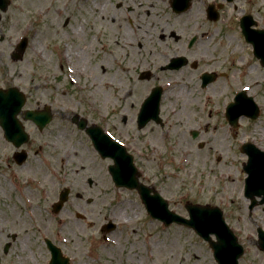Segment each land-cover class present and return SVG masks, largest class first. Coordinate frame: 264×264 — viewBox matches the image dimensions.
<instances>
[{
    "label": "rangeland",
    "instance_id": "374dc122",
    "mask_svg": "<svg viewBox=\"0 0 264 264\" xmlns=\"http://www.w3.org/2000/svg\"><path fill=\"white\" fill-rule=\"evenodd\" d=\"M209 4L222 6L217 22L205 17ZM243 13L264 25V0H191L181 15L169 0H11L0 20V87H17L29 99L28 108L49 105L55 116L50 125L57 128L45 144L54 164H45L39 176L16 168L5 173L0 163V264H47L45 239L70 264H217L208 243L193 230L151 219L135 190L116 188L106 171L108 161H94L92 169L90 143L63 120L67 114L103 125L123 143L134 156L140 181L157 190L171 211L188 217L187 202L220 208L244 248L239 264H264L256 233L264 230V204L248 210L242 169L247 157L240 152L244 142L264 151V69L240 34ZM194 35L198 40L187 57L198 68L187 66L185 74L162 70L179 53L177 36ZM22 36L29 40L27 50L13 62L10 52ZM122 40L135 42L116 50L114 42ZM233 56L237 63L225 67V58ZM145 70L152 78L139 80ZM204 71L226 75L201 89ZM158 85L165 125L151 122L138 129L140 104ZM243 89L260 115L255 121L241 118L233 129L224 109ZM27 129L31 142L38 143L36 129ZM193 130L199 132L196 139ZM55 139L57 148L51 143ZM81 152L93 185L85 176L77 178L69 200L54 214L52 204L74 179L69 167L82 166ZM108 222L115 229L106 233L101 228ZM7 242L11 245L4 253Z\"/></svg>",
    "mask_w": 264,
    "mask_h": 264
},
{
    "label": "water",
    "instance_id": "95a60500",
    "mask_svg": "<svg viewBox=\"0 0 264 264\" xmlns=\"http://www.w3.org/2000/svg\"><path fill=\"white\" fill-rule=\"evenodd\" d=\"M7 4L8 2L0 0L1 10L5 11ZM172 5L174 11L179 13L187 10L189 0H174ZM208 17L210 20H217L218 18V15L212 7L208 9ZM252 24L253 22L249 16L244 17L241 21L242 32L246 41L253 45L255 56L260 59L261 64L264 66V32L251 29ZM26 45L27 41L23 39L12 56L14 61L22 58ZM209 82H211L210 77L204 75L203 86H206ZM17 93L19 91L16 88H9L6 91L0 90V116L8 114L14 117L19 111L18 109H20L21 104L13 105L17 97L14 94ZM160 94L161 91L158 88L154 89L143 103L138 114L139 128L144 127L152 119L159 121ZM17 98L19 102L21 99L20 97ZM241 115L253 120L259 115V110L254 104L253 99L247 97L245 92L238 94L235 102L229 105L227 109L229 122L234 126L237 125V120ZM30 118L42 127L44 123L49 121L50 114L48 111L41 113L31 112ZM1 126L3 127L5 137L9 141L21 145L27 140L26 136H24L23 129L15 117L13 121L8 123L1 121ZM86 131L90 135H94L95 130L94 128H87ZM104 142L105 144L102 146L101 140H98L96 145L100 151L106 152L114 161V164L109 167V171L115 186L136 189L151 217L162 221L166 226L171 223H176L193 229L201 238L209 243L213 251V256L218 264H238V259L243 254V248L237 243L236 237L225 224L222 212L217 207L186 204L185 208L189 213V219H185L169 211L167 202L157 192L139 183L137 170L133 165L131 156L125 153V149L111 140L104 139ZM241 151L248 156L247 164L243 168L248 175L246 179L245 197L251 199V209L258 203L255 201V197H262L259 204L264 203V153L249 143L244 144ZM65 200L66 192H63L60 195V202L54 206L55 212L59 211ZM113 227V224L110 223L104 229L110 231ZM258 233L260 239L259 248L264 251V232L258 230ZM211 235L215 236V241L211 239ZM46 245L51 252L49 264H68V260L62 257L57 247L48 240H46ZM8 246L9 244L5 247V250H7Z\"/></svg>",
    "mask_w": 264,
    "mask_h": 264
},
{
    "label": "flooded vegetation",
    "instance_id": "af4514ba",
    "mask_svg": "<svg viewBox=\"0 0 264 264\" xmlns=\"http://www.w3.org/2000/svg\"><path fill=\"white\" fill-rule=\"evenodd\" d=\"M263 28H264V25H263ZM192 37L193 36H191V38ZM161 38H164V36L163 37L161 36ZM191 38L185 40V36H184V38L181 37V36H177V38L175 39V42H177V46L179 47V50H178L179 53L177 55H174L173 57L169 58L168 62L164 66L161 67L162 70H166L165 66H167L171 62V60L173 58H178V57L187 58L188 64L186 66L184 65L183 67H181L178 70H166V71H168L170 73H176V72L177 73H181V72L184 73L185 72V68H187V66H190L192 68L193 61L190 62L188 57H187V54H189V50L192 49V47H189V41H190ZM1 39L4 40L3 36L1 37ZM197 40H198V37L196 38L195 42H197ZM162 55L166 56V54H162ZM183 61L185 62V60H183ZM236 63H237V61H235V56H233V58H230V59L228 57L225 58V67L228 66L229 64H230V66H233ZM195 66H196V68H198V63H195ZM192 69H194V68H192ZM222 75L225 76L226 74L223 73ZM176 76H177V74H176ZM151 78H152V75H151ZM169 80H172V79L169 78ZM28 101H29V99L26 97L25 98V106L22 109V111H21L20 115L18 116V118L22 122V124L25 127L26 131L29 132V130L27 129L28 125H31L33 128L36 129V131L38 133L37 135L39 136L38 143H34L33 144L31 142L32 141V135L29 132L30 139H29L28 143H26L20 150L16 149L15 146L12 143H10V142H8V141H6L4 139L3 133H2V129L0 127V139L2 141L1 144H0V146H1V149H0V163H2L5 166V168L3 169V172H5V173H8L12 168H16L17 170H24L27 173L28 176H30L31 174H32V176H34L36 174H37V176H39L40 170L42 169V167H45L44 166L45 164H48V163L49 164H54V163L50 162V160H53V159H51V153L47 150L48 147H46L45 144L46 143H50V138L55 137V136H53L54 135L53 131H56L55 128H57V127H55L54 125H48L43 130L40 131V130H38L36 128L35 124L32 121L24 120L25 119V113H24L25 110L41 109L42 107H44L46 105V104H44L43 106H41L40 103H36L35 108L31 109V108L27 107ZM81 116L83 118H85L83 115H81ZM54 119H55V116L52 119V122H54ZM64 119L65 120L68 119V121L71 123L70 124L71 128L75 129V131L77 132V135L85 137L87 139V141L90 143V145L88 144L87 149H89L91 151V153L94 155V158H95V159L93 158V160H89L90 165L91 164L93 165L94 161H98L97 163L99 165H100V163L102 161H108V163L106 164V171H107V174H108L109 160L107 158H101V156L98 154V152L95 151V149L93 148V145L91 143V140L87 136L86 132L84 130L79 129V125H77V122L74 120L73 114L72 115L71 114L65 115L63 117V120ZM85 119H87V118H85ZM87 122H88L89 125H92V123L89 122L88 120H87ZM100 126L102 128L104 127L103 125H100ZM159 126L163 127L164 125L162 123ZM51 143H54L53 145L55 146V148H57L56 139L53 142H51ZM31 145H34L33 146V150L30 149ZM45 147H46V150H44ZM20 151L25 152L27 154V158L24 161V163H22V164L18 163L20 157L18 156L17 153L20 152ZM30 151H32L33 153L31 154ZM84 156H85L84 153L81 152V154H80L81 160L78 162V164H82L81 167H76L74 164L69 167V169L71 171H73L72 175L74 176V179H72V183H69V187H70L71 190H72L71 185L76 187V184L78 182L77 178H79V177L83 178L85 176V181L88 184V186H92L93 185L92 183H89V180H91V175L92 174H89V171H91L89 169L90 165L87 164L88 160L85 161V157ZM44 160H46V161H44ZM60 160H61V158H60ZM58 161H57V163H58ZM63 162H64V160L62 159L61 163H63ZM83 162H86V163L84 164ZM34 163L39 164V165H36ZM28 164H30V165H28ZM92 165H91V168L94 169V167ZM69 169H68V172H65L66 175H67V178H68V175H69ZM0 172H1V168H0ZM82 189H85V188H82ZM75 196H76V198L82 199V195L81 194H76Z\"/></svg>",
    "mask_w": 264,
    "mask_h": 264
},
{
    "label": "bare ground",
    "instance_id": "6f19581e",
    "mask_svg": "<svg viewBox=\"0 0 264 264\" xmlns=\"http://www.w3.org/2000/svg\"><path fill=\"white\" fill-rule=\"evenodd\" d=\"M95 21H97V18H96V20ZM100 20H99V18H98V22H99ZM97 22V23H98ZM96 22H94V24H97ZM80 27H82V26H80ZM161 30H163V29H161ZM161 30L160 31H158L159 33H157V36H159V35H161ZM155 33V32H154ZM126 35L127 34H129L128 33V31L125 33ZM164 35H162V37H163ZM163 38H160L159 40H162ZM133 42H135L134 40H128V41H126V40H122V41H115L114 42V44H115V46H116V50H124V49H126V48H128L129 47V45L130 46H133L134 45V43ZM68 49H69V47L67 46V48H65V56H67L68 57Z\"/></svg>",
    "mask_w": 264,
    "mask_h": 264
}]
</instances>
